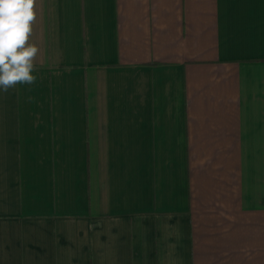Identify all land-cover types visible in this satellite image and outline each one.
Instances as JSON below:
<instances>
[{
    "label": "crops",
    "instance_id": "obj_1",
    "mask_svg": "<svg viewBox=\"0 0 264 264\" xmlns=\"http://www.w3.org/2000/svg\"><path fill=\"white\" fill-rule=\"evenodd\" d=\"M37 79L0 92V264H264V0H38Z\"/></svg>",
    "mask_w": 264,
    "mask_h": 264
},
{
    "label": "clouds",
    "instance_id": "obj_2",
    "mask_svg": "<svg viewBox=\"0 0 264 264\" xmlns=\"http://www.w3.org/2000/svg\"><path fill=\"white\" fill-rule=\"evenodd\" d=\"M38 0H0V92L32 85L40 48L32 42Z\"/></svg>",
    "mask_w": 264,
    "mask_h": 264
}]
</instances>
